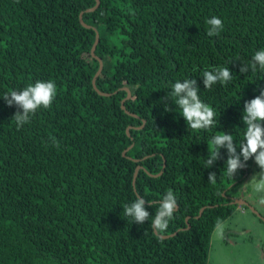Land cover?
Masks as SVG:
<instances>
[{"label":"trees","instance_id":"1","mask_svg":"<svg viewBox=\"0 0 264 264\" xmlns=\"http://www.w3.org/2000/svg\"><path fill=\"white\" fill-rule=\"evenodd\" d=\"M212 17L224 27L209 37ZM259 50L264 0H0V96L36 81L57 87L52 106L19 128V109L0 98V264H206L234 199L251 203L235 186L252 159L234 177L225 148L205 162L217 134H232L239 151L244 102L264 89V71L239 68ZM215 67L232 80L204 89ZM186 79L216 113L208 130L162 101ZM169 190L177 207L158 236L152 219ZM137 197L143 224L123 212Z\"/></svg>","mask_w":264,"mask_h":264},{"label":"clouds","instance_id":"2","mask_svg":"<svg viewBox=\"0 0 264 264\" xmlns=\"http://www.w3.org/2000/svg\"><path fill=\"white\" fill-rule=\"evenodd\" d=\"M209 25L207 35L216 36L223 30V22L217 17H212L206 21ZM264 71V50L254 53L248 63H242L239 68L240 73L256 72L257 69ZM204 89H211L214 84H226L232 80V73L228 67H215L211 71L203 73ZM199 87L195 79H186L183 82H175L171 91L167 92L163 100L170 99L179 109L180 116L183 117L188 128L193 131L208 130L215 123L214 110L203 103L199 98ZM57 94V87L54 81H36L29 84L23 90H13L0 96L8 106H16V111L12 116L17 127L29 123L31 117L38 109H49ZM165 105V111H168ZM242 122L245 126L244 138L239 142V151L232 134L224 132L211 137L206 160V167L210 168L213 162L220 158V149L227 150V159L225 161L226 174L234 177L238 170L246 167V162L253 159L260 169L253 175L252 180L255 182V190L264 192V89L260 90L259 95L243 105ZM52 139L53 145L59 147V142ZM215 173H209L208 180L215 183ZM219 195V193H217ZM146 200L143 197H137L130 205H124L123 212L126 217L131 218L132 223L143 224L148 221L150 214L145 208ZM264 205V198L259 201ZM177 207V200L171 190L163 196L160 201L154 218L152 219L153 231L159 236L164 233L169 221L173 218L174 211ZM162 238V237H161Z\"/></svg>","mask_w":264,"mask_h":264},{"label":"rangeland","instance_id":"3","mask_svg":"<svg viewBox=\"0 0 264 264\" xmlns=\"http://www.w3.org/2000/svg\"><path fill=\"white\" fill-rule=\"evenodd\" d=\"M259 171L252 159L247 173L235 186L236 192L248 200L252 195L251 203L245 206L234 199L230 217L210 234L206 264H264V205L259 203L264 192H257L252 180ZM224 229L228 232L225 236L221 235Z\"/></svg>","mask_w":264,"mask_h":264},{"label":"water","instance_id":"4","mask_svg":"<svg viewBox=\"0 0 264 264\" xmlns=\"http://www.w3.org/2000/svg\"><path fill=\"white\" fill-rule=\"evenodd\" d=\"M78 17H79V16H78ZM95 42H96V37L94 36V39H93L92 45H91L90 50H89V53H90V55H91L92 57H94V55H93V53H92V50H93V47H94ZM96 60H97V62H98V68H97V71H96L95 75L92 77V79H91V81H90L91 86H93V79H94L96 76H98V74H99V72H100V69H101V61L98 60L97 58H96ZM125 93H126V95L128 94V92H127L126 90H125ZM126 95H125V97H126ZM135 169H136V168H134V170H133L132 176H133V174H134ZM158 174H159V172L157 173V175H158ZM235 201H236V202L239 201L240 203L245 204V202H244L243 200L236 199ZM198 212H199V211H198Z\"/></svg>","mask_w":264,"mask_h":264},{"label":"crops","instance_id":"5","mask_svg":"<svg viewBox=\"0 0 264 264\" xmlns=\"http://www.w3.org/2000/svg\"><path fill=\"white\" fill-rule=\"evenodd\" d=\"M242 198V197H241ZM239 199V198H238ZM243 199V198H242ZM242 199H239V200H242ZM240 202L238 201V204H239ZM226 221V220H225ZM228 226V225H227ZM227 226H225V227H227ZM233 228H236V227H233ZM246 230V229H245ZM225 231V230H224ZM247 231V230H246ZM227 233V232H226ZM235 244V243H234Z\"/></svg>","mask_w":264,"mask_h":264},{"label":"bare ground","instance_id":"6","mask_svg":"<svg viewBox=\"0 0 264 264\" xmlns=\"http://www.w3.org/2000/svg\"><path fill=\"white\" fill-rule=\"evenodd\" d=\"M227 237V236H226Z\"/></svg>","mask_w":264,"mask_h":264}]
</instances>
